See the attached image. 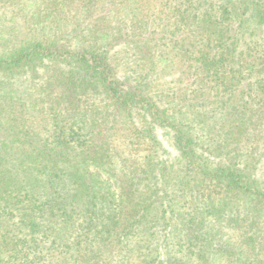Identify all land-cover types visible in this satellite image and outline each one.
<instances>
[{
    "label": "trees",
    "instance_id": "16d2710c",
    "mask_svg": "<svg viewBox=\"0 0 264 264\" xmlns=\"http://www.w3.org/2000/svg\"><path fill=\"white\" fill-rule=\"evenodd\" d=\"M7 20L0 264H264V0H0Z\"/></svg>",
    "mask_w": 264,
    "mask_h": 264
},
{
    "label": "rangeland",
    "instance_id": "374dc122",
    "mask_svg": "<svg viewBox=\"0 0 264 264\" xmlns=\"http://www.w3.org/2000/svg\"><path fill=\"white\" fill-rule=\"evenodd\" d=\"M19 17L20 16H18V14H17V20H18V22H19ZM18 22H16L14 25L12 24V23H10V22H8V20L7 21H5L4 23H2V25H1V23H0V33H1V31H2V33L4 32V34L6 33V34H9V35H11L12 37H15L16 35H18L19 34V36H20V38H26L27 36H26V34H25V32H22L21 31V26H22V21H21V25L17 28V23ZM16 25V26H15ZM22 27H25V26H22ZM8 28H10L12 31H7V29ZM27 33H29V35H31V34H36L35 32H27ZM33 35V36H34ZM161 233H163V229L161 230ZM161 241L162 240H160L159 239V241H158V244H160L161 245ZM174 241V240H173ZM221 264H230V263H226V262H223V263H221Z\"/></svg>",
    "mask_w": 264,
    "mask_h": 264
}]
</instances>
